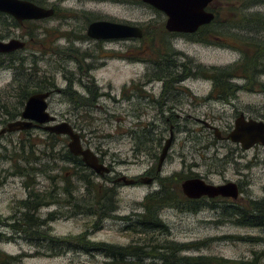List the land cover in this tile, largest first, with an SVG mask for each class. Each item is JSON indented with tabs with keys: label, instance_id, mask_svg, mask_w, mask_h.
I'll return each instance as SVG.
<instances>
[{
	"label": "rangeland",
	"instance_id": "rangeland-1",
	"mask_svg": "<svg viewBox=\"0 0 264 264\" xmlns=\"http://www.w3.org/2000/svg\"><path fill=\"white\" fill-rule=\"evenodd\" d=\"M43 1L53 3V0ZM138 2L127 0V4L115 6L94 1L93 19L139 25L144 29L145 38L153 36V42L148 41L150 45L146 39L124 45L95 41L92 45L73 39L55 42L56 29L60 32L70 29L60 26L61 20L56 18L33 24L34 42L15 55V59L25 62L24 77L14 70L17 60L13 64L0 55V131L13 123L6 113L20 115L23 111L24 105L16 109L20 85L52 83L54 88L48 91L52 92L47 102L49 114L58 123L70 124L79 134L83 148L90 149L101 164L112 170L105 178L90 176L92 186H89L80 179L86 170L81 172L65 158L67 138L49 141L41 129L0 136V253L20 257L17 264H111L104 254L105 248L140 247L150 240L158 246L196 245L180 253L179 259L251 262L264 251L261 241L264 235L260 230L236 226L226 216L228 202L197 207L175 203L159 211L164 231L138 235L126 229L137 215L144 213L145 199L159 193L163 184L180 189L182 182L192 178L198 177L213 185L229 182L239 185V200L234 203L238 207L264 201V148L243 151L230 142L217 141L214 133L202 125L207 123L226 137L239 115L247 120L264 121V77L252 93L243 90L234 93L235 87L246 88L247 82L241 76H233L228 82L232 91L227 89L229 95L224 100L218 99V91L208 78L212 69L235 73L234 65L242 57L241 52L232 48L236 43L250 40L251 44L259 45L256 40L264 41V0H218L214 4L218 22L212 31L220 39L209 40L210 44L194 43L182 35L164 37L165 17ZM252 19L262 22L253 20L249 24L247 21ZM236 20L238 26H232ZM26 33V27L16 28L0 15V37L22 38L19 40L28 43ZM149 46H159L163 51L169 48L176 63L190 70L183 73L178 70L185 78L173 86L176 95L162 109L165 118L181 117L177 122L171 119L175 126L172 133L160 117L159 105L164 101L165 86L156 81L143 86L152 78L150 62L156 58ZM65 49L93 51V71L82 78L84 64L78 57L77 62L60 58L63 55L60 51ZM138 83H141L140 92H136L138 88L132 89ZM70 86L78 94H97L93 109L78 106L67 95ZM170 134L173 141L158 181L149 186L114 184L120 177L127 180L146 174L154 177ZM100 193L104 199L111 195L113 201L114 212L105 217L95 212ZM35 196L41 205L32 216L37 226L23 228L27 232L14 231L13 227L18 229L25 221L26 205L34 202ZM102 201L100 204L105 209L109 203ZM125 219L129 221L126 223ZM258 263L264 264V260Z\"/></svg>",
	"mask_w": 264,
	"mask_h": 264
},
{
	"label": "trees",
	"instance_id": "trees-1",
	"mask_svg": "<svg viewBox=\"0 0 264 264\" xmlns=\"http://www.w3.org/2000/svg\"><path fill=\"white\" fill-rule=\"evenodd\" d=\"M217 2L218 0H213L209 8V11L213 13L214 15V20L210 25L201 28L194 35H182V36L198 44L200 43L210 44L211 41H218L220 39L217 36L218 34L212 31L214 26L218 22V16H219L218 10L214 11L215 10L214 4ZM256 4L257 3H255V5ZM253 20L258 21L260 24L262 22L261 19H252L247 22L251 24V23H254ZM237 21L238 20L234 21L233 24L231 23V25L238 26ZM234 23H237V24H234ZM15 27L19 28L18 26H15ZM162 34L164 37L175 38L178 36V35L167 33L165 29H164V33ZM143 39L144 40L146 39L148 44L149 42L150 43L153 42L152 35H149L147 38H145V35H144ZM246 42L242 44L236 43V46L234 45L232 47L233 49L235 48V50L241 52V56H242L241 58L243 60V64H241L240 66L238 64L234 65L235 73L231 74L228 70H216V69L210 70V75L208 78L212 80L214 89H217L218 91L217 96L219 100L221 99L224 100L225 97L229 95L228 93L229 91L227 89L232 91L231 89L232 85H230V83L228 82L231 81L233 76L234 77L241 76V78L244 79L247 83L251 82V78H250L251 77V63L254 59L252 51L255 47L260 48V46H255L254 44H251L250 40H247ZM149 51L151 52L152 56L155 55L156 58H155V61L150 62L152 74H153L152 78L147 79L145 82H152V81L162 82V85H164L166 89L167 87L169 89V87L173 88L175 84H179L183 82L185 78V75L182 74L183 72H185L186 70L190 72V70L186 68L187 66L176 63L175 55L172 54L170 56L169 54V52L173 53L169 48L164 49L163 51L161 48H159V46H151V47L149 46ZM14 57L10 56L8 59L13 64L17 60V62H15V64L17 63V66L15 67L14 70L17 72L19 76L24 77L23 75L25 74V68H24L25 62L23 60L15 59ZM165 70L167 71L165 72ZM178 70H180L179 72H182V73H178ZM168 72H171V73H168ZM240 72L244 77L240 74ZM203 76L204 78L207 77V75H203ZM139 87H141V83H138L137 86L133 85L132 89L134 90V88L135 89L138 88L136 92H140ZM53 88L54 86L52 83L45 84V83H38V82H34V83L26 82L20 85L18 87L16 109H18V106L21 108L31 95L38 94V93H46ZM69 88H71V86ZM123 91L124 93L127 94V90L124 89ZM67 95H70L71 98L74 101H76L78 106H81V107L87 106L86 108H90L89 101H84V100L79 99L76 95H74V93L72 94L71 91L67 92ZM96 95L97 94L95 95L93 94V103L96 101ZM2 110H5V109H2ZM5 115L10 117L11 119H14L20 116L19 113H16L14 115H9L8 113H6ZM47 138L49 141L59 139L58 136H54V135H47ZM50 148L53 151V146H50ZM65 158L73 162L76 165V168L80 169L81 172L86 170V174L85 173L81 174L80 179L83 182L84 181L87 182L89 186H92L90 185L92 184L90 180L91 178L90 176L93 177L94 174L90 172L87 168H85L80 158L73 157L68 152L65 153ZM171 182H173V180L170 181L169 183ZM32 199L35 201L29 202L28 205H26V214L24 215L25 221H22V224H20L18 229L16 227L12 228L14 231L18 233L27 232L23 228H35L37 226L36 221L32 222L33 220L32 216L41 205L38 202L39 198H37V196H35ZM99 199L100 200L97 201V204L95 206V212L99 213V214L97 213L98 216L105 217L107 216V213L111 214L114 212V206L112 205L113 201H112L111 195L107 196L104 199L102 197V194L100 193ZM101 200H103L105 203H109V205L105 206V209L107 210H105L100 204ZM175 203H180V205L182 204L185 207L195 206V203L193 204L187 203L186 198L182 196L181 191L178 187H174V189H172L170 188V186H166L165 184H163L162 190L159 193L151 195L145 199V202L142 205V208L144 209V213L141 215H137L136 217L137 219L135 221L130 220L131 226L126 227V229L133 230L138 235H145L149 232H154V231H160V232L164 231L165 229L162 226V223L160 222L158 218L159 211L169 208L171 207V205H174ZM230 203L231 202H228V206L226 207L225 214L232 223H234L236 226L246 228V229H258L264 235V201L250 202L245 207H238V206H235L234 203L232 204ZM128 221H129L128 219H125L126 223ZM248 240H255V239L249 238ZM153 241L154 240H150L147 243H144L143 246L129 247L128 249H114V248L110 249L107 247L105 248L104 254L111 260L112 262L111 264H259L258 262L261 259L264 260V251L261 253L259 257L255 256L251 262H234V261H225L222 259L220 260V259H212V258H209V259L181 258L179 259L178 256L180 253L186 250H189L190 248H193L196 245L167 246L165 244H162L158 246V245H154ZM261 241L264 242V239H261ZM20 259H21L20 257L13 258V257H9V256H6L0 253V264H17ZM147 260H149L150 262L145 263V261Z\"/></svg>",
	"mask_w": 264,
	"mask_h": 264
},
{
	"label": "water",
	"instance_id": "water-1",
	"mask_svg": "<svg viewBox=\"0 0 264 264\" xmlns=\"http://www.w3.org/2000/svg\"><path fill=\"white\" fill-rule=\"evenodd\" d=\"M143 4L161 13L165 18V31L176 35H194L201 28L210 25L214 20V15L208 11L213 0H141ZM0 14L13 18L18 24L25 21H41L53 15L51 10H45L34 4L23 0H0ZM89 38L95 41L113 40H141L142 30L138 27L119 25L110 22H95L87 31ZM25 44L11 40L9 42L0 41V54L7 55L24 49ZM49 93H38L31 95L23 107L20 120L10 123L5 129L0 131V136L32 129H41L48 135L64 137L69 140L67 150L73 157L80 158L82 164L95 176L99 178L107 177L110 169L99 162L98 157L90 150L83 148L81 138L78 133L68 123H56V118L48 112L47 100ZM202 125L211 130L218 141H226L238 145L243 151L251 150L255 145L264 146V123L254 120H246L240 115L235 121L232 131L225 137L221 133L209 126ZM173 135L165 142L158 160L157 173L170 149ZM115 183H122L126 187L137 184L151 185L150 179H140L137 181L127 180L121 177ZM183 196L188 200H200L202 198L229 199L232 202L239 200V191L235 183H226L220 186L207 185L201 179L186 180L181 184Z\"/></svg>",
	"mask_w": 264,
	"mask_h": 264
},
{
	"label": "flooded vegetation",
	"instance_id": "flooded-vegetation-1",
	"mask_svg": "<svg viewBox=\"0 0 264 264\" xmlns=\"http://www.w3.org/2000/svg\"><path fill=\"white\" fill-rule=\"evenodd\" d=\"M23 1L30 2V3L34 4L35 6L42 8V9H45V10H51L53 12V15L50 18L43 19L41 21H25V22H22L21 24H18L13 18H11L7 15L0 14L1 16H4L5 18L9 19L14 24V26H18L20 29H23L26 27V29H27V33H26L27 36L26 37H28V43H25L22 40H19V39H22L19 37H18L19 39H8V38L0 37L1 42H9L11 40H17V41H20V42L25 44L24 49L17 51V52H14L12 54H7V55L0 54L1 57H4V58H9L10 56L14 57L17 53L24 51L27 48V46L30 45V43L34 42V34L32 32L33 31V29H32L33 24H39L40 22L52 21L56 18H59L61 20V21H59V23H61L60 26H65L66 28H70V29L67 32H60L58 29H56L57 30L56 34L58 37L55 39V42L59 39H65V41H70V39H73L74 41H81V42L88 41V42H91L93 45V41H95V40L88 37L87 31H88V28L95 22H110V23L119 24V25L138 27L142 30L143 37L145 35L144 29L142 27H140L139 25L130 24V23H119V22H115V21H107V20H101V19H98V20L93 19V2L94 1H99L100 2L99 4H108V5H115V6L122 5L123 6L124 4H127V0H53V3L51 2L49 4L43 0H40V1L23 0ZM138 4L149 7L145 4H143L141 0H139ZM149 8H151V7H149ZM69 21H71V23H69ZM165 22H166V18H165ZM164 27H165V23H164ZM6 37H8V36H6ZM143 37H142V39H143ZM263 39H264V36H263ZM141 40H133L132 39V40H113V41H95V42L102 43V44L124 45V43H127V42H137V41H141ZM256 43H258L259 45H255V46H260L261 49L258 47H255V48L253 47L254 49L252 51V54L254 56V59L251 63V77H250L251 82L246 83V85H245L246 88H244V87L235 88L234 93H237L238 91H241V90H243L245 92L252 93L253 87L260 83L261 77H264V41L259 42L256 40ZM37 44H39V43H37ZM37 44L35 43L34 45H37ZM40 47H42V46L40 45ZM43 53H46V50L44 48H43ZM50 53L53 55L56 54L55 52H53L51 50H50ZM60 54H63L62 56H60V58L62 57L63 60H69V61L73 60L74 62H77V57L80 59V62H82L84 64V66H83L84 72H82V68H81V74L82 75L80 74L82 78L87 77L89 75V73L93 71V51H91L90 49H85L82 52L79 51V49H68V50L65 49L64 51H60ZM31 58H33V56H31ZM85 61H89L90 64L86 65ZM239 62L240 63H238V62L237 63L240 66L243 63L242 58H240ZM79 71H80V68H79ZM92 82H93V80H92ZM146 85H147V83L144 82L143 86H146ZM247 85H249V87H247ZM69 90L74 92V95H76L78 98H80L84 101L88 100L90 102V108L93 109V92L91 93V95L89 92H87L88 95L78 94L76 91H74L72 89V86H71V88L67 89V91H69ZM176 91L177 90L174 88L173 89H166L165 94H164L165 96L163 97L164 101H163V103H160V105H159L161 108V111H160L161 116L160 117L164 120L165 123L168 124V126L170 128V130H169L170 133H172V128L175 127L174 124L171 122V119L173 118L175 120V122H177L180 120L181 117L178 115H174V116L170 115L167 118H165L164 114H162L163 113L162 109L166 105V103L173 101V97L176 95ZM46 93H48V92H46ZM185 93H187V92H185ZM49 94L51 96L52 92H50ZM50 96H49V98H50ZM49 98H48V100H49ZM48 100H47V102H48ZM169 111H171V109H169ZM187 118H188L187 120H190L189 117H187ZM19 120H20V116L14 118L13 122H17ZM254 121L264 123L263 120L261 121V120L255 119ZM56 123H58L57 120H56ZM62 123H66V122H62ZM209 131H211V130H209ZM27 132L28 131H21V132H19V134L20 133H27ZM221 137H222V135H221ZM222 138H224V137H222ZM220 142H222V141H220ZM258 148H264V146L255 145L252 149H258ZM257 164H260V162L258 161ZM111 173H112V170L110 169V174ZM159 173H157V169H156V173H155L154 177H151L149 174H146L143 177H140L139 179H136L134 181L147 178V179H150L152 181V183H154L155 181H158ZM192 179H201V178L197 177V178H192ZM188 180H191V179H188ZM204 182L207 185H213L211 183H207L206 181H204ZM114 184H116V183H114ZM224 184H226V183H224ZM213 186H220V185H213ZM237 186H238L237 188L239 191L240 190L239 185H237ZM180 191H181V185H180ZM181 194H182V191H181ZM182 196H183V194H182ZM186 201H187V203H190V204L195 203L194 207H197L200 204H209V203H218V202L225 203V202H230L231 200L222 199V198H215V199L202 198L200 200H188V199H186ZM233 203H236V202H233Z\"/></svg>",
	"mask_w": 264,
	"mask_h": 264
},
{
	"label": "bare ground",
	"instance_id": "bare-ground-1",
	"mask_svg": "<svg viewBox=\"0 0 264 264\" xmlns=\"http://www.w3.org/2000/svg\"><path fill=\"white\" fill-rule=\"evenodd\" d=\"M238 187V186H237Z\"/></svg>",
	"mask_w": 264,
	"mask_h": 264
}]
</instances>
